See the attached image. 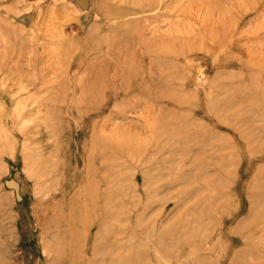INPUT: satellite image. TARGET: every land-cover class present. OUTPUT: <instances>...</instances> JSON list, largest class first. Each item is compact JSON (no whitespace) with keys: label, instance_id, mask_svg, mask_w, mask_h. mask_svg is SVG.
Segmentation results:
<instances>
[{"label":"rangeland","instance_id":"obj_1","mask_svg":"<svg viewBox=\"0 0 264 264\" xmlns=\"http://www.w3.org/2000/svg\"><path fill=\"white\" fill-rule=\"evenodd\" d=\"M0 264H264V0H0Z\"/></svg>","mask_w":264,"mask_h":264}]
</instances>
